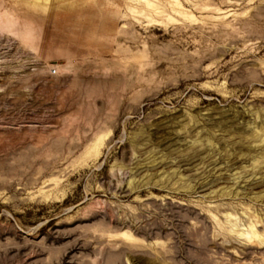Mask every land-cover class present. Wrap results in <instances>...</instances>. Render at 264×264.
I'll list each match as a JSON object with an SVG mask.
<instances>
[{"label":"rangeland","instance_id":"rangeland-1","mask_svg":"<svg viewBox=\"0 0 264 264\" xmlns=\"http://www.w3.org/2000/svg\"><path fill=\"white\" fill-rule=\"evenodd\" d=\"M0 264H264V0H0Z\"/></svg>","mask_w":264,"mask_h":264},{"label":"built area","instance_id":"built-area-1","mask_svg":"<svg viewBox=\"0 0 264 264\" xmlns=\"http://www.w3.org/2000/svg\"><path fill=\"white\" fill-rule=\"evenodd\" d=\"M51 72H52L53 74L57 73V68L53 67L52 70H51Z\"/></svg>","mask_w":264,"mask_h":264},{"label":"bare ground","instance_id":"bare-ground-1","mask_svg":"<svg viewBox=\"0 0 264 264\" xmlns=\"http://www.w3.org/2000/svg\"><path fill=\"white\" fill-rule=\"evenodd\" d=\"M127 233V232H126Z\"/></svg>","mask_w":264,"mask_h":264}]
</instances>
